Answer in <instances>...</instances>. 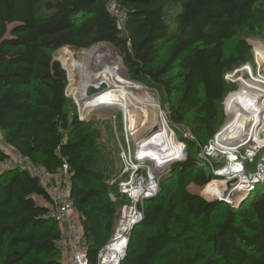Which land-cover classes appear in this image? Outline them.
I'll list each match as a JSON object with an SVG mask.
<instances>
[{"label": "trees", "instance_id": "obj_1", "mask_svg": "<svg viewBox=\"0 0 264 264\" xmlns=\"http://www.w3.org/2000/svg\"><path fill=\"white\" fill-rule=\"evenodd\" d=\"M120 30L105 0H0V134L51 172L69 166L90 264L112 237L123 197H110L98 165L99 121L72 115L67 72L53 54L110 43L131 79L161 90L187 157L145 206L121 264H264V195L240 208L188 190L211 172L199 152L217 134L226 75L251 63L243 33L264 39V0H119ZM234 41L231 52L228 42ZM189 129L197 141L178 133ZM7 155L0 149V164ZM213 186V184H212ZM119 190V188H118ZM50 196L26 169L0 170V264H62ZM245 210H247L245 212Z\"/></svg>", "mask_w": 264, "mask_h": 264}, {"label": "built area", "instance_id": "obj_2", "mask_svg": "<svg viewBox=\"0 0 264 264\" xmlns=\"http://www.w3.org/2000/svg\"><path fill=\"white\" fill-rule=\"evenodd\" d=\"M105 1L117 21L118 28L125 30L127 13L120 6L119 0ZM168 129L177 138V135ZM184 137L196 141L192 132ZM227 144L212 151L214 141L211 142L210 149L201 147L200 162L208 171L218 175V178L228 177L235 183L207 195L204 192L212 180L203 188L202 194L208 201H222L238 209L255 192L264 188V122L259 127L255 122L249 124L243 134L238 135L232 144ZM0 149L7 155V159L0 164V170H28L50 196L46 205L47 217L58 224L61 232L57 240L61 263L90 264L89 241L83 228L82 215L76 208L71 194L69 166L64 164L56 172H51L20 154L3 140L1 134ZM140 153L139 147L134 150L129 148L120 156L122 169L117 183L124 202L112 237L99 251L97 264L122 263L127 256L133 230L144 220L146 203L159 195L161 176L157 175V167L164 162L166 152L157 151L156 154L160 157L153 158V161L139 157ZM185 154L187 145L183 142L181 160L186 158ZM111 198L116 201L114 196Z\"/></svg>", "mask_w": 264, "mask_h": 264}, {"label": "rangeland", "instance_id": "obj_3", "mask_svg": "<svg viewBox=\"0 0 264 264\" xmlns=\"http://www.w3.org/2000/svg\"><path fill=\"white\" fill-rule=\"evenodd\" d=\"M239 39H245L247 43L251 45L253 59L250 64L242 66L234 72L226 75L225 79L230 86V92L222 103V121L219 125L217 134L215 135L212 141H215L217 135L221 132L224 126L235 117V112L237 111V108H239L238 105H236L235 103L227 104V99L230 95L235 92H239L245 82L252 85L255 89H258L261 92L263 91L264 93V59L261 57H257L255 51L257 48L264 49V39L248 32L241 34L239 36ZM233 44L234 41L227 43V51H232ZM101 47L107 48L106 50H110V52L113 54L112 61H110L115 65L119 66V72L122 76H125L132 83L141 85V90H127L131 102H133L134 105L136 103H143L145 105H148L142 99V96L145 94H149L153 97L154 102L158 104L160 108V110L158 111L157 120L153 121V125L149 124L148 126L144 127L141 133H137V135H135L133 132L129 121L130 119L123 111H121V109L118 110L115 108L107 107L100 108L97 110L92 109L90 110V112L89 110L85 109V101L81 99L82 87L90 80V75L96 67V57L91 56V51L95 49L97 50ZM64 53L66 54L65 57ZM104 53V51H101L100 54L103 55ZM53 57L54 61L59 63L68 75L69 84L66 90V94L71 103L72 115L74 116L77 114L80 119H96L99 121L98 128L100 129V132L102 134V139L98 141V165L100 169L105 173L104 177L106 178L107 185L109 186V192L111 194L110 197L114 196L115 198L120 199L117 180L121 174L122 169V163L120 159L122 152L129 148L134 150L138 147H141L140 142H143L147 136L153 133L155 131L154 129H160L161 126H166L167 128H170L177 135L176 131L172 128L170 124L169 108L167 106L166 99L164 98L161 90L156 88L154 85L131 79L128 69L124 65L123 57L120 55L119 51L115 48V46L110 43L101 44L93 47L90 50L83 51H76L70 48H64L55 52L53 54ZM63 57L65 58V60L67 59L72 65L71 72L66 68ZM100 60H102V64H107L108 62L105 58H101ZM149 109L150 108H146V111ZM133 110H136L135 112L137 113V115L141 114L139 106L135 105ZM146 111L144 110L145 115L147 114ZM149 113L153 115L151 109L149 110ZM142 115L143 114H141L140 116ZM178 130V133L182 136L188 135L191 132L189 129ZM211 142L203 148L207 147L210 149ZM217 148L218 147L213 145L211 151L214 149L216 150ZM185 155L187 157V154ZM254 167L255 165L253 166V168ZM211 177L218 178L219 176L211 171ZM188 190L192 193L200 194L202 193L203 188H198L195 185H190ZM262 195H264V188H260L248 199L252 200L256 197H261ZM236 196H238V194ZM246 211L247 210H245V212Z\"/></svg>", "mask_w": 264, "mask_h": 264}, {"label": "bare ground", "instance_id": "obj_4", "mask_svg": "<svg viewBox=\"0 0 264 264\" xmlns=\"http://www.w3.org/2000/svg\"><path fill=\"white\" fill-rule=\"evenodd\" d=\"M107 48L101 47L91 51V56L96 57V67L90 75V80L82 87L81 99L85 101L87 110L100 109V108H115L123 111L127 117L130 119V124L135 135L141 133L144 127L153 125V121L157 120L158 111L160 110L158 104L154 102V99L149 94L142 96L145 101L143 103L135 104L139 106L140 113L142 116L137 115L133 110L135 105L131 102L128 89H133L134 91L141 90V85L132 83L125 76H122L119 72V66L112 63L113 54L106 50ZM101 51L105 53L101 55ZM256 56L264 59V49L257 48ZM66 54L64 53V57ZM90 56V57H91ZM63 57L66 68L71 72L72 65L69 61ZM101 58L107 59V64H102ZM111 60V61H110ZM95 65V64H94ZM101 82H107L110 89L104 92L102 95L96 97L95 99L88 101L85 100V91L89 85H97ZM256 90V91H255ZM236 104L239 108L235 112V117L227 123L221 132L217 135L214 146L222 148L225 144H232L236 140L237 136L243 134L249 124L256 123L257 127L264 122V93L258 89H255L252 85L245 82L242 89L239 92H235L229 96L227 99V104ZM143 106V108H142ZM146 108H150L146 111ZM144 110L147 112L145 115ZM143 112V113H142ZM148 128V127H147ZM154 134L149 135L146 139L140 142L139 150L141 151L139 157L150 158V160L160 157L156 152H166L164 154V160L174 158L175 156L181 157L183 154V142L177 139L174 134L166 127L161 126L160 129H154ZM143 140V139H142ZM156 162V161H154ZM234 180L228 177L215 178L213 182L205 189V194L209 195L216 192L218 189L229 187ZM213 184V187L211 186ZM211 186V188H210Z\"/></svg>", "mask_w": 264, "mask_h": 264}, {"label": "water", "instance_id": "obj_5", "mask_svg": "<svg viewBox=\"0 0 264 264\" xmlns=\"http://www.w3.org/2000/svg\"><path fill=\"white\" fill-rule=\"evenodd\" d=\"M109 89H110V86L108 85L107 82H101L97 85H89L85 91V100L91 101V100L95 99L96 97L102 95L104 92L108 91ZM81 120H84V119L81 118ZM152 134H154V132L151 133L150 135H152ZM180 160H181V158H179V156L177 155L172 159H169L167 161H164V162H161L160 164H158L157 175L161 176L160 183L166 178L165 175L172 172L173 164H175L176 162H179ZM213 179H215V178H210L208 183L211 182ZM234 183L235 182H233L231 185H233ZM195 194L203 197L202 193H200V194L195 193Z\"/></svg>", "mask_w": 264, "mask_h": 264}, {"label": "crops", "instance_id": "obj_6", "mask_svg": "<svg viewBox=\"0 0 264 264\" xmlns=\"http://www.w3.org/2000/svg\"><path fill=\"white\" fill-rule=\"evenodd\" d=\"M37 202L41 205H47V203L43 199H40V198H37Z\"/></svg>", "mask_w": 264, "mask_h": 264}]
</instances>
